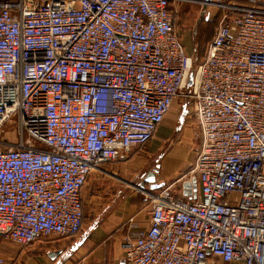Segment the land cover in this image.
Masks as SVG:
<instances>
[{
  "label": "built area",
  "instance_id": "1",
  "mask_svg": "<svg viewBox=\"0 0 264 264\" xmlns=\"http://www.w3.org/2000/svg\"><path fill=\"white\" fill-rule=\"evenodd\" d=\"M37 1L0 0V136L19 135L0 148V240L79 235L93 173L143 150L183 99L203 139L196 198L132 184L151 213L124 264H264V12L231 6L197 62L179 0Z\"/></svg>",
  "mask_w": 264,
  "mask_h": 264
},
{
  "label": "crops",
  "instance_id": "2",
  "mask_svg": "<svg viewBox=\"0 0 264 264\" xmlns=\"http://www.w3.org/2000/svg\"><path fill=\"white\" fill-rule=\"evenodd\" d=\"M238 1L241 3L239 6L241 8L264 12V0ZM174 104L158 129L153 142H150L151 145L148 147L149 143L144 148L145 150L148 147L145 156L140 155L144 151L142 150L118 163L109 164L110 167L107 169L112 172V175L119 177L122 183L114 184L112 191H106L108 187H105L103 179L96 175L90 177L96 187L93 196L95 205L90 217L86 218L83 200L84 218L79 235L73 238L42 237L26 248L14 244L16 247L13 249L6 248L4 240H0V256L7 260L6 264L9 257L14 259L15 264H124L123 245L126 238L134 232L147 230L151 213V206L147 209L141 207L142 201L133 194L132 184L140 186L144 176L154 169L153 163L156 166L159 165V172L156 174L157 183H164L161 175H166L167 179L174 176L189 157L184 150L185 146H177L174 140L181 132L184 133L187 122L186 117L181 127L178 118L177 126L172 128ZM167 142L169 144L163 150L162 145ZM202 144L203 139L200 137L196 149H193L196 158ZM148 166L151 167L149 170H147ZM183 183L184 180L180 186L184 185ZM146 188L148 189V184ZM130 220L134 221L136 228L127 225ZM210 261L213 264H245L238 261L227 263L216 257H210Z\"/></svg>",
  "mask_w": 264,
  "mask_h": 264
},
{
  "label": "rangeland",
  "instance_id": "3",
  "mask_svg": "<svg viewBox=\"0 0 264 264\" xmlns=\"http://www.w3.org/2000/svg\"><path fill=\"white\" fill-rule=\"evenodd\" d=\"M40 1L41 0H38L37 2ZM204 4V0H179L176 3L177 29L184 42V45L186 46L188 53L190 55L194 53L193 57L197 62L201 61V59L203 58L206 46L208 42L213 39L223 16L229 13V9L231 6L235 5L239 7L241 3L238 0H212L210 4ZM195 46H197L196 49ZM186 103L187 102L183 99H178L175 101L173 111L174 113L172 115V128L174 126H177L178 118L182 112L183 106L187 105ZM186 121V126L184 127L185 134L181 132L178 136H176V138H174V140L177 146H185L184 150L185 152L187 151V154L189 156L188 160L181 168L178 169L174 176L167 179L165 178L166 175H161V177L165 181V186L170 187L177 194H179L180 192V184L182 180L186 181L196 178V157L193 153V149H196L199 139L200 137H202L201 128L197 120L191 115L187 116ZM18 136L19 135L16 125L14 123H8L4 127L0 136V148H6L9 147L11 144L16 143L19 138ZM152 142L153 141H151V143ZM151 143L148 145V147L151 145ZM168 144L169 142L164 143L162 145V149L165 150ZM148 147L145 150L143 149L144 151L143 153H140V155L145 156ZM110 165H106L101 170L93 173V175L99 176L101 179H103V181H105L103 183H105V187H108L106 191H112V189H114V184H119L120 182L122 183L119 177L112 175V172L107 169L108 167H110ZM155 166V163H153L152 167L155 168ZM150 168L151 167L148 166L147 170H149ZM165 169L166 168H164V170ZM124 183H126V181H124ZM95 188L96 187L94 186L90 178L87 187L83 193V200L85 206L84 211L86 218L90 217L94 208L93 205H95L93 204V196L95 194L94 191H96ZM136 197H138V199L142 201V208L147 209L149 206H151V197L148 195L147 191H141L137 194ZM3 243L4 246L9 249H13L14 247H16L13 243L7 240H4ZM13 260L14 259L12 257H9L8 264H15Z\"/></svg>",
  "mask_w": 264,
  "mask_h": 264
},
{
  "label": "water",
  "instance_id": "4",
  "mask_svg": "<svg viewBox=\"0 0 264 264\" xmlns=\"http://www.w3.org/2000/svg\"><path fill=\"white\" fill-rule=\"evenodd\" d=\"M208 3H211L212 0H209L207 1ZM192 81H193V74L190 76V79L188 81V87H190L192 85ZM188 115V110H187V105H184L183 106V109H182V112L180 114V117H179V123H180V126L182 127L184 122H185V119ZM159 172V165H157L152 171L148 172L144 178H143V182L141 183V187L142 188H146V184H148V189L150 191H157L161 188H163L165 186L164 183H157L156 181V174ZM190 187L193 188V198H196V195H197V181L195 179L192 180V182H186L184 185H183V188H184V195H191L192 193L191 192H188L187 190L190 189Z\"/></svg>",
  "mask_w": 264,
  "mask_h": 264
},
{
  "label": "trees",
  "instance_id": "5",
  "mask_svg": "<svg viewBox=\"0 0 264 264\" xmlns=\"http://www.w3.org/2000/svg\"><path fill=\"white\" fill-rule=\"evenodd\" d=\"M197 48V46H195V49ZM197 53V52H196Z\"/></svg>",
  "mask_w": 264,
  "mask_h": 264
}]
</instances>
